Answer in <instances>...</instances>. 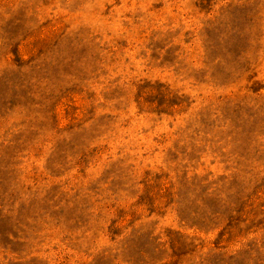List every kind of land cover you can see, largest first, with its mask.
Returning <instances> with one entry per match:
<instances>
[{
    "label": "rangeland",
    "instance_id": "obj_1",
    "mask_svg": "<svg viewBox=\"0 0 264 264\" xmlns=\"http://www.w3.org/2000/svg\"><path fill=\"white\" fill-rule=\"evenodd\" d=\"M0 264H264V0H0Z\"/></svg>",
    "mask_w": 264,
    "mask_h": 264
}]
</instances>
